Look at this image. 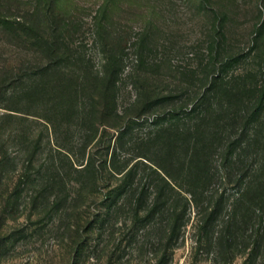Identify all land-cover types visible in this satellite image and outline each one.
<instances>
[{
    "label": "trees",
    "instance_id": "obj_1",
    "mask_svg": "<svg viewBox=\"0 0 264 264\" xmlns=\"http://www.w3.org/2000/svg\"><path fill=\"white\" fill-rule=\"evenodd\" d=\"M5 1L0 0L1 45L19 47L27 53L33 48L36 56L32 59L34 64L20 67L21 71L14 73L7 83L15 103L5 105L8 110L0 114V184L18 166L16 156L6 144L9 138L17 137L20 142L33 143L32 149L22 150L25 158L21 180L13 188L18 198L26 189L19 186L23 180L30 185L31 196L38 197L35 182L43 178L48 186L57 184L64 188L67 176L76 174L77 191L83 192L88 185L96 186L104 176L117 177L124 181V194H138L136 214L165 212L169 229L177 234L182 227L180 218L190 206L201 215L206 229H214L224 211L226 219L222 217L215 241L225 240L230 245L252 238L255 256L264 248V18L255 25L253 45L248 49L247 54L252 53L251 63L236 69L246 55L237 51L238 45L229 42L234 37L231 27L223 26L231 20V12L212 7L215 15L220 14L221 26L215 25L207 46L195 51L196 64L177 69L179 80L175 85L162 84L161 60L148 59L153 46L151 34L142 30L130 44L136 54L135 67L129 71L135 78V97L123 112L117 101L122 59L113 48L104 53L99 70L85 72L80 76V84H76L74 71L64 72L73 54L71 44L63 36L66 29L59 18L62 8L58 1L45 0L47 7L36 6L31 13L24 10L20 17L12 19L2 11ZM40 14L43 20L38 17ZM104 44L107 48L108 42ZM27 53L25 59L30 61ZM163 61L170 62L167 58ZM48 95L54 97L48 101ZM18 102L43 105V111L37 114L54 136L64 123L70 127L72 122L79 121L84 127L79 141L83 153L88 141L101 131L114 128L117 140L133 130L135 120L142 118V124L150 120V127L139 135V149L131 155L136 161L130 166L118 167L113 155L97 162L89 154L84 158L82 152L84 159L76 164L71 146L66 143L56 144V156L50 151L36 166L33 162L41 151L43 134L31 137L29 129L6 125L26 119V115L13 112H21ZM139 163L145 170L143 177L148 179L140 190L137 185L132 187ZM172 192L177 194L176 202L166 205ZM248 229L252 231L249 235L244 233Z\"/></svg>",
    "mask_w": 264,
    "mask_h": 264
},
{
    "label": "rangeland",
    "instance_id": "obj_2",
    "mask_svg": "<svg viewBox=\"0 0 264 264\" xmlns=\"http://www.w3.org/2000/svg\"><path fill=\"white\" fill-rule=\"evenodd\" d=\"M57 1L62 8L59 14L62 28L66 29L63 36L71 44L73 54L72 62L64 72L71 74L74 71L73 80L80 84V76L99 70L104 53L108 54L113 48L122 59L117 101L123 112L135 97V78L129 71L135 67L136 54L130 44L142 30L147 29L151 34L153 46L148 59L161 60L159 76L162 84L175 85L179 80L177 69L196 64L195 51L207 46L215 25L221 26L220 14L215 15L212 7L231 12V20L223 26L231 27L234 37L229 42L238 45L237 51L246 55L237 63L236 69L251 63L252 53L247 54L248 49L253 45L255 27L264 18V0ZM3 5L5 16L12 19L20 17L24 10L31 13L36 6L47 7L48 3L45 0L38 3L36 0H7ZM42 14L38 16L40 20H43ZM106 41L108 45L104 48ZM104 49L108 51L104 52ZM27 51L29 54L22 48L0 43V114L8 110L5 105L15 103L10 98L8 81L14 73L21 71L18 70L20 67L25 69L34 64L35 59H32L36 51L33 48ZM25 53L30 61H26ZM164 58L170 62H164ZM53 97L48 95L45 99L49 101ZM17 105L21 112H13L26 115V119H16L6 125L29 129L31 137L40 132L43 134L41 151L33 162L36 166L50 151L56 156L54 148L59 143L71 146L76 164L89 154L97 162L113 155L118 167L130 166L136 161L131 155L139 149V135L150 127V120L143 124L142 118L135 120L133 130L117 140L114 128L101 131L88 141L83 153L79 141L84 127L79 121L72 122L70 127L64 123L54 136L45 120L37 114L43 111V105L24 102ZM19 139L11 137L6 143L10 153L16 156L18 166L8 179H4L6 184H0V264H264V248L255 256L252 238L245 242L240 238L230 245L225 240L215 241L222 227V217L226 219L224 211L218 217V225L206 229L200 221L201 215L190 206L180 218L182 227L177 234L169 229L165 212L152 210L136 214L134 205L138 194L134 197L124 194V181L117 177L104 176L96 186L88 185L83 192L77 191L76 174L67 176L64 188L57 184L48 186L43 178L35 182L38 197L31 196L30 185L23 180L19 186L26 189L19 198L16 197L13 188L21 180L20 169L25 158L22 150L33 148L32 142L23 140L24 143ZM61 162L67 169L66 161L62 159ZM136 170L132 187L137 185L140 190L148 179L143 177L142 163ZM6 186L8 190H5ZM147 194L151 199V192ZM176 197L177 194L172 192L166 205L175 203ZM244 233L249 235L252 231L248 229Z\"/></svg>",
    "mask_w": 264,
    "mask_h": 264
}]
</instances>
